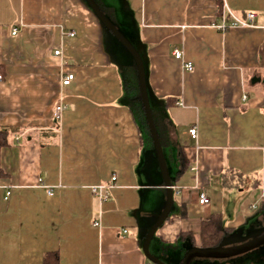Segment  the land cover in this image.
<instances>
[{"label": "crops", "instance_id": "1", "mask_svg": "<svg viewBox=\"0 0 264 264\" xmlns=\"http://www.w3.org/2000/svg\"><path fill=\"white\" fill-rule=\"evenodd\" d=\"M221 2L223 14L219 0L109 1L143 59L170 158L174 204L154 255L193 247L181 232L201 247L212 215L231 236L264 226V0ZM230 12L256 17L231 26ZM107 35L86 0H0V264H155L143 242L166 187L139 86L125 83ZM102 184L106 200L92 190Z\"/></svg>", "mask_w": 264, "mask_h": 264}, {"label": "water", "instance_id": "2", "mask_svg": "<svg viewBox=\"0 0 264 264\" xmlns=\"http://www.w3.org/2000/svg\"><path fill=\"white\" fill-rule=\"evenodd\" d=\"M88 5L98 16L102 24L108 29V31L129 51L132 55L138 74L140 99L142 101L143 109L145 112V117L150 130V134L153 140L154 148L157 154L160 170L163 176L164 184L166 187V203L163 210L157 215L156 220L149 228L146 233L143 250L146 256L155 264H168L164 260L156 257L152 252H150V243L156 234L157 230L163 225L167 217L169 216L173 204H174V189L172 186V180L170 178L163 146L159 137V133L154 121L153 112L151 109L148 88L146 83L145 65L143 59L135 47V45L120 31L116 24L106 15L102 7L96 0H86ZM260 78H254L253 81H259ZM264 245V232L246 240L241 243L232 245H221L219 247L213 248H202L193 246L187 249L180 264H191V261L196 258H218L225 259L234 257L246 252H249L255 248Z\"/></svg>", "mask_w": 264, "mask_h": 264}, {"label": "rangeland", "instance_id": "3", "mask_svg": "<svg viewBox=\"0 0 264 264\" xmlns=\"http://www.w3.org/2000/svg\"><path fill=\"white\" fill-rule=\"evenodd\" d=\"M99 4L102 6V9L106 13V15L116 24V26L120 29V31L133 43L134 40L130 36L129 31L126 28V25L121 22L119 18L116 17L114 14V10H112L109 1L110 0H97ZM108 32V38H109V44L108 48L111 51V55L114 58V60L120 65L122 69V76L124 77L125 83H129L131 77L133 76L135 84L139 86L138 82V74H137V68L135 61L132 57V55L129 53V51L107 30ZM139 91V87H137ZM136 89V90H137ZM142 104V103H141ZM153 104V101H152ZM154 105V104H153ZM155 119H157V114ZM143 115V113H142ZM143 119L145 121V117L143 116ZM146 122V121H145ZM145 132L148 136V138L152 139L151 134H149L148 128L145 127ZM166 158L167 162L169 164L170 169V158L168 155V152L166 150ZM255 213V211H252ZM264 232V226L257 227L256 229H250L247 228L245 231L237 232V234L232 235L231 237L227 238L223 241L222 245H232L241 243L243 241H246L260 233ZM187 246L185 245H178V246H170V247H163L157 250H154V247L152 246V251L155 252V256L164 260L168 264L176 262L180 255L184 257L187 249ZM151 252V250H150ZM191 264H264V245L255 248L249 252L230 257L225 259H218V258H199L196 257L191 261Z\"/></svg>", "mask_w": 264, "mask_h": 264}, {"label": "built area", "instance_id": "4", "mask_svg": "<svg viewBox=\"0 0 264 264\" xmlns=\"http://www.w3.org/2000/svg\"><path fill=\"white\" fill-rule=\"evenodd\" d=\"M230 18H231V26H249L252 25L254 23L255 17H256V13L254 12H249L247 14L246 18H239L237 16H235L234 14H232L230 12ZM220 28L222 29H227L229 26L226 23H223L221 25H219ZM17 32V30H14V34ZM70 36H74L75 32H70L69 33ZM59 51H56V54H59ZM174 56L176 59H183V52L179 49H175L173 52ZM184 69L188 70V71H192L194 69V65L192 62H186L184 63ZM75 75L73 73H67L66 75L63 76L62 78V85L63 86H67L70 85L72 83V81L74 80ZM67 109V105L60 101L55 105L54 108V120L56 121V123L61 122L62 118H63V114L65 112V110ZM190 135L193 138H196L198 136V128L196 126H193L192 128H190L189 130ZM117 178L116 175L112 176V181H115ZM112 185H95L92 187V190L94 192L95 195H97L101 200H106L109 197V188ZM180 191L177 190V193H179ZM10 194V192L8 191V195ZM201 204H207L210 201V198L207 196L206 193H201L200 194V199H199ZM95 226H98L99 224L97 222H94Z\"/></svg>", "mask_w": 264, "mask_h": 264}, {"label": "trees", "instance_id": "5", "mask_svg": "<svg viewBox=\"0 0 264 264\" xmlns=\"http://www.w3.org/2000/svg\"><path fill=\"white\" fill-rule=\"evenodd\" d=\"M219 8H220L221 14H223V4H222L221 0H219ZM106 30H108V29L106 28ZM2 72H3V69L0 66V74ZM141 109H142L143 116L145 117L143 105H141ZM153 117H154V114H153ZM145 121H146L145 123L148 127L146 117H145ZM154 121H155V118H154ZM155 123H156V121H155ZM156 127H157V124H156ZM7 144H8L7 130L0 129V150L3 146H5ZM232 233H233V229L224 225L220 215H212L209 219H207L203 222L201 247L202 248L219 247L223 244L224 240H226L228 237L231 236ZM179 237L183 240H187L190 243V245H192V246H194L196 244L195 239H194L195 237H194V234L192 232H181ZM51 257H52V255L47 256L46 261H49V259Z\"/></svg>", "mask_w": 264, "mask_h": 264}]
</instances>
